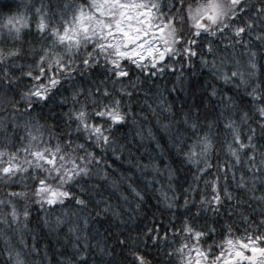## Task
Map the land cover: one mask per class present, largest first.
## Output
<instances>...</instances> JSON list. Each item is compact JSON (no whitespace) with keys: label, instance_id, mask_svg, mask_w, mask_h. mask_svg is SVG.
Returning <instances> with one entry per match:
<instances>
[{"label":"snow or ice","instance_id":"snow-or-ice-1","mask_svg":"<svg viewBox=\"0 0 264 264\" xmlns=\"http://www.w3.org/2000/svg\"><path fill=\"white\" fill-rule=\"evenodd\" d=\"M141 92L175 163L143 187ZM0 186V264L35 228L57 264H264V0H0Z\"/></svg>","mask_w":264,"mask_h":264},{"label":"trees","instance_id":"trees-1","mask_svg":"<svg viewBox=\"0 0 264 264\" xmlns=\"http://www.w3.org/2000/svg\"><path fill=\"white\" fill-rule=\"evenodd\" d=\"M171 79H173V77H169V80ZM172 95L175 96L177 94L173 93ZM190 98L191 97H189V99ZM149 104L152 105L153 108H157L154 100L145 96L144 93L141 92L140 100L134 103L133 110L137 114L143 112V116L140 117L138 115L136 123H132L130 119L129 123L122 129L127 135V140L130 142L131 156L125 152V160H117L113 165L118 172L124 171L133 173L132 179L140 187H143L147 182L145 174L134 169L132 167V162L139 160L143 163H147L150 159L154 158L161 164V166H163L166 162L165 158L167 157L169 158L167 162H172L173 166H175V163L171 160L173 149L169 139L170 133L164 126L165 120L163 116H160L158 108L154 115L148 107ZM149 132L151 134H149ZM137 133H140V135H137ZM147 173L150 174L151 170H147ZM181 175H183V173ZM4 192L5 189L0 186V196H2ZM149 194L150 196L152 195L151 190H149ZM155 202V199L150 200V203L152 204H155ZM37 215L38 213L36 212V209L33 208L31 217L33 225L35 224ZM142 224L143 222L141 221V226ZM237 229H234L233 236L230 238L239 240L244 236V226L238 225ZM34 234L38 242L37 246L41 249V255H43L46 247L47 259L44 264H57V261L60 259V254L64 249L60 244L56 243L55 235H49L47 229L41 228H35ZM219 239L220 237H217L218 241ZM29 242L31 243L30 238ZM0 247H2V244H0ZM0 259H2V257H0ZM39 259L40 257L36 258L37 261H39ZM149 259H151V257H149Z\"/></svg>","mask_w":264,"mask_h":264}]
</instances>
